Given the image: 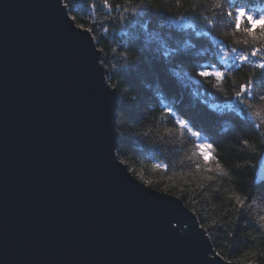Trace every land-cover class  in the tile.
<instances>
[{"label":"water","instance_id":"95a60500","mask_svg":"<svg viewBox=\"0 0 264 264\" xmlns=\"http://www.w3.org/2000/svg\"><path fill=\"white\" fill-rule=\"evenodd\" d=\"M69 17L0 0V264H254L210 258L195 214L118 160L116 92Z\"/></svg>","mask_w":264,"mask_h":264},{"label":"trees","instance_id":"16d2710c","mask_svg":"<svg viewBox=\"0 0 264 264\" xmlns=\"http://www.w3.org/2000/svg\"><path fill=\"white\" fill-rule=\"evenodd\" d=\"M67 2L73 22L92 29L108 84L116 85L118 160L143 184L178 197L204 225L218 256L264 264V227L257 221L264 215V179L255 174L264 150V69L255 65L264 51L251 56L264 40L234 32L227 15L235 7L264 12V0H133L127 12L128 0ZM218 2L224 10L215 8ZM232 48L252 63L229 60V74L218 84L195 74L201 65L219 68L218 53ZM177 73L192 75L187 80ZM250 79L251 94L237 98L239 85ZM165 105L173 109L170 116ZM203 139L213 145L210 163L196 148ZM235 195L244 198L242 205Z\"/></svg>","mask_w":264,"mask_h":264},{"label":"snow or ice","instance_id":"6c2138e0","mask_svg":"<svg viewBox=\"0 0 264 264\" xmlns=\"http://www.w3.org/2000/svg\"><path fill=\"white\" fill-rule=\"evenodd\" d=\"M180 0H177V3H179ZM129 7L125 8V12L130 10L131 7L136 6L135 3H133V0H128ZM62 6L65 9H68L70 12L71 9L69 8L67 0H62ZM158 6V5H157ZM196 5L193 4V8H195ZM225 5L223 2H218L215 4V8H219L224 10ZM227 15L231 17L232 20V25L234 32H242L245 36L251 37L253 40L257 39L259 37L260 39L264 40V12H261L259 14L254 15L252 12L248 11L245 7H235L231 11H227ZM69 19L74 20V16H70ZM211 24V21H209ZM77 27H82V25H76ZM183 27V26H181ZM188 27H192V25H188ZM87 32H91L92 29H85ZM92 39H95V37H91ZM247 43V41H245ZM259 51H264V44H261L260 49H257L253 47L251 56L255 57L257 56ZM237 50L236 48H232L231 50H226V51H221L218 53L219 56V65L220 67L217 68L216 65L214 67H211L213 69L212 71H209L208 69L210 68L209 65H201L200 66V71L196 72L195 74L199 77H215L217 84L224 79L228 74H229V60H238L241 63L247 62V63H252V61L249 59L247 55H237ZM163 55L165 57L170 55V52L168 50H165ZM257 68L264 69V59L261 61H258L255 65ZM233 67H239L238 64H233ZM178 77H182L184 79H187L192 75L188 73H177L176 74ZM251 85H252V80L250 79L247 84H240L239 85V91L235 92V96L237 98L241 97L244 94H251ZM112 87H115V83H111ZM217 87V85H215ZM220 92H223V89L218 88L217 89ZM163 108V114L170 116L173 112L172 107L170 106H162ZM177 124L182 127L187 129L189 124L188 122L183 119V118H178L177 119ZM193 134L196 137L200 136L199 132L193 131ZM196 148L198 150V153L200 155V158L203 161L211 162L213 160V145L207 142L206 139L201 140L200 143L196 144ZM215 169L216 171H222V169L219 167V163H215ZM235 202L237 204L242 205L244 203V198H241L240 195H235L234 196ZM258 223L264 227V215H260L257 217ZM201 227H204V225H200ZM172 227H177V224L173 225ZM219 253L211 251L210 250V258L215 257ZM209 255V254H207ZM261 256H264V252L260 253Z\"/></svg>","mask_w":264,"mask_h":264}]
</instances>
